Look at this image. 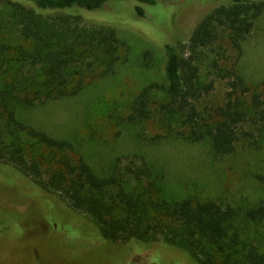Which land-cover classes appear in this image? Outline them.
<instances>
[{
	"label": "trees",
	"instance_id": "1",
	"mask_svg": "<svg viewBox=\"0 0 264 264\" xmlns=\"http://www.w3.org/2000/svg\"><path fill=\"white\" fill-rule=\"evenodd\" d=\"M195 1L221 4L187 44L164 45V81L142 88L125 124L139 145L201 143L214 159L234 154L252 131L262 134L264 80L248 82L241 66L264 0H0V173L41 202L46 215L54 200L91 218L105 241L129 249L141 244L149 264L155 246L163 262L184 252L194 264H264V244L248 235L264 222V202L241 210L214 199L168 197L164 171L144 156L95 170L75 139L54 138L18 116L114 76L122 62L119 27L157 42L172 29L175 13ZM122 8L132 9L134 20ZM152 62L145 53L143 67ZM217 83L227 91L211 105ZM150 123L158 130L153 135ZM258 179L264 185V176Z\"/></svg>",
	"mask_w": 264,
	"mask_h": 264
},
{
	"label": "rangeland",
	"instance_id": "2",
	"mask_svg": "<svg viewBox=\"0 0 264 264\" xmlns=\"http://www.w3.org/2000/svg\"><path fill=\"white\" fill-rule=\"evenodd\" d=\"M220 4L195 1L183 5L173 16L172 29L157 42L119 27L122 62L114 76L94 82L74 98L19 111V119L54 138L75 139L95 170L108 168L116 158L144 156L164 171L168 197L214 199L241 210L264 202V185L258 179L264 176V128L262 134L254 130L250 138L239 142L234 154L214 159L208 146L201 143L139 145L132 128L125 124L142 88L164 81V45L187 44L195 26ZM131 10L120 11L134 20ZM156 18L163 22L166 15L157 11ZM147 52L153 56L154 67L150 69L143 67ZM241 67L248 82L264 80V14L244 44ZM215 89L211 105L220 104L227 91L224 83H217ZM156 132V125L148 124V133ZM16 175L29 189L37 190ZM0 176L4 181L0 182V264H149V255L139 254L141 244L129 249L122 243L105 241L91 218L54 200L50 201L51 213L46 215L41 202L26 196L20 183L12 177L8 179L13 184L5 182V176ZM248 235L264 244V222L249 228ZM154 249L151 264H194L184 252L174 260L160 261L162 248Z\"/></svg>",
	"mask_w": 264,
	"mask_h": 264
}]
</instances>
